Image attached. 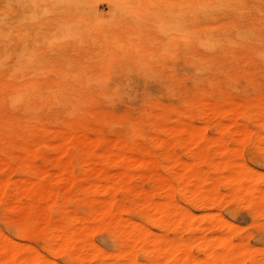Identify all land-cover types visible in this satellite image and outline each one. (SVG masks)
<instances>
[{
  "label": "bare ground",
  "instance_id": "6f19581e",
  "mask_svg": "<svg viewBox=\"0 0 264 264\" xmlns=\"http://www.w3.org/2000/svg\"><path fill=\"white\" fill-rule=\"evenodd\" d=\"M171 9L176 32L183 27L187 40L192 78L179 68H15V0H0V68H9L0 75V114H14L0 120V142L24 152L21 159L11 150L0 156V264H264V246L227 215L230 207L247 206L253 226L264 222V173L249 154L264 153V91L246 108L242 102L245 109L237 93L264 87V0H171ZM95 74L108 86L140 76L159 91L151 97L146 90L139 111H112L88 83ZM191 83L197 87L187 91ZM57 109L76 119L47 128L59 122ZM209 116L231 117L234 128L221 121L214 137ZM115 123L123 125L115 152H93L111 143ZM49 134L69 157L53 162L56 186L43 190L37 179L49 170L35 159L45 158ZM80 146L87 147L86 159L71 152ZM147 146L160 153L143 156ZM134 168L151 171L152 182L137 186ZM9 170L24 178L13 179ZM65 190L94 202L64 214L58 205ZM121 192L132 197L112 196ZM32 195L47 201L43 217L42 210L22 221L7 216ZM98 234L113 249L99 246Z\"/></svg>",
  "mask_w": 264,
  "mask_h": 264
},
{
  "label": "rangeland",
  "instance_id": "374dc122",
  "mask_svg": "<svg viewBox=\"0 0 264 264\" xmlns=\"http://www.w3.org/2000/svg\"><path fill=\"white\" fill-rule=\"evenodd\" d=\"M186 44L183 27L176 32L173 26L171 0H15L17 53L15 68H54L53 73H57L56 68H179L180 74L188 79L195 77V71L187 68V54L184 52ZM8 70L9 68H0V75L7 73ZM96 75L88 83L93 81L95 91L112 111L120 112L125 109L139 111L147 104L144 99L146 90L152 95L151 97L156 95L155 91H159V88L145 87L140 76L134 77L129 74L125 80L108 86L102 80L94 81ZM190 87L193 89L197 86L191 83L186 88L187 91ZM263 91L264 87H249L237 91L241 102L240 107H243L248 99H253ZM57 110L52 114L59 117V122L56 124L47 122V128L59 129L62 124L60 121L76 119L74 112L61 114ZM12 116H14L13 113L0 114V120L7 122ZM209 117H211L209 129L214 137L218 136L219 122L231 124V128H234L231 117L226 119ZM239 122L242 123L243 119ZM88 124L93 126L95 122L88 121ZM110 129L111 143L107 146L93 148V152L105 155H112L115 152L113 138L123 129V125L115 123ZM48 136L51 134L45 139L50 142L51 147L45 158L35 159L36 167L49 170L47 178L37 179L43 190L56 186L53 178L55 172L53 162L69 157L68 153L59 149L58 146L62 142L59 137L49 138ZM36 137L41 138V134L37 133ZM165 137L167 140L170 138ZM7 147L8 149L3 151ZM0 149H3V154L0 152L1 158L5 156V152L8 155L14 153V157H19V159L24 156L21 150L13 149V152L9 149L8 143L3 140L0 142ZM86 149V146H80L79 150H71V152L79 159H86L84 156ZM260 152L254 148L249 154L256 168L264 173V153ZM140 153L147 158L154 159L160 151L147 146L141 149ZM95 169L96 167H93L86 171L90 179L95 177V171L97 172ZM119 171L117 168L111 170L113 175H118ZM8 172L6 174L11 175ZM132 173L136 178L137 186H145L152 182V173L149 170L134 168ZM12 177L17 180L24 178L20 173L13 174ZM65 186L63 185V190ZM64 192L58 205L64 214H73L87 209L94 202L90 196H80L79 193L68 196L66 190ZM112 196L119 200L124 197L131 198L132 194L121 192ZM30 202L33 206L29 204ZM242 207H230L227 210L228 217L245 228L244 235H249L253 243L264 246V222L263 226L261 224L253 226L252 210L249 207L246 208L247 206ZM45 209H47V201H40L32 195L28 206L13 211L7 216L13 220L22 221L28 214H38L39 210H42L39 214L43 217ZM8 234L15 235L12 230H8ZM106 237L98 234L95 241L103 249L111 250L113 243Z\"/></svg>",
  "mask_w": 264,
  "mask_h": 264
}]
</instances>
